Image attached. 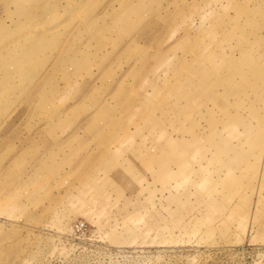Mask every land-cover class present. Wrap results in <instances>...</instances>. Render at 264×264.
Segmentation results:
<instances>
[{
  "label": "rangeland",
  "instance_id": "1",
  "mask_svg": "<svg viewBox=\"0 0 264 264\" xmlns=\"http://www.w3.org/2000/svg\"><path fill=\"white\" fill-rule=\"evenodd\" d=\"M0 264H264V0H0Z\"/></svg>",
  "mask_w": 264,
  "mask_h": 264
},
{
  "label": "bare ground",
  "instance_id": "2",
  "mask_svg": "<svg viewBox=\"0 0 264 264\" xmlns=\"http://www.w3.org/2000/svg\"><path fill=\"white\" fill-rule=\"evenodd\" d=\"M145 2H147V0H145Z\"/></svg>",
  "mask_w": 264,
  "mask_h": 264
}]
</instances>
